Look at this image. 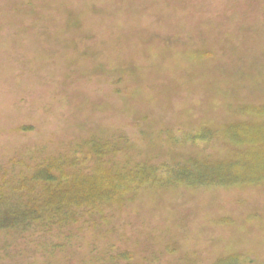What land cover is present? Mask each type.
Segmentation results:
<instances>
[{
	"label": "rangeland",
	"instance_id": "1",
	"mask_svg": "<svg viewBox=\"0 0 264 264\" xmlns=\"http://www.w3.org/2000/svg\"><path fill=\"white\" fill-rule=\"evenodd\" d=\"M191 158L240 182L133 181ZM16 209L0 264H264V0H0V215Z\"/></svg>",
	"mask_w": 264,
	"mask_h": 264
},
{
	"label": "trees",
	"instance_id": "2",
	"mask_svg": "<svg viewBox=\"0 0 264 264\" xmlns=\"http://www.w3.org/2000/svg\"><path fill=\"white\" fill-rule=\"evenodd\" d=\"M198 136H200L198 134ZM198 136H194L193 139H196ZM234 136V135H233ZM202 137V136H201ZM208 136H205V138ZM167 166V170L163 174V177H160V175L157 173V170L160 169L158 165L154 166H147L143 165L141 168H137L136 171L132 172L134 173L135 177L133 181H138L140 184L143 183H153L156 182L160 178L166 179V181L174 182V183H187L192 184L195 186L200 185H225V184H235L239 181V177L237 175L241 173V170L244 168H241L240 170L233 169V164H227L223 162H209L202 159L197 158H191L187 161L180 162V161H172L170 164H164ZM237 166H244L241 164V162H238L236 164ZM236 171H239V173L236 174ZM130 173V171H129ZM157 173V174H156ZM131 174H127L124 177L125 181H130ZM38 177L46 179L48 182L52 183L55 177L50 173L49 170H40L37 174ZM107 177V176H106ZM118 179L121 177L116 175ZM159 179V181H160ZM116 178L114 179V181ZM113 180L109 179V182L107 181V185L104 187V182H97L96 180L89 182L86 181L85 184H77L75 186V190L72 189L71 196L73 200H78L81 205L84 202V200H91L97 195L102 196H109V191L114 188ZM161 182V181H160ZM64 197L65 195H59V194H52L47 195L44 198V202L42 204L43 208L45 210H49V212H53V209H57V211L61 210L64 207ZM33 200L29 203L30 204ZM72 202V201H71ZM77 203V201L75 202ZM77 203V204H80ZM52 209H51V208ZM33 208V207H32ZM31 209V208H30ZM44 210V211H45ZM32 214V213H30ZM53 214V213H52ZM29 218L28 211H24L22 209L19 210H13V212H5V214L0 215V228L2 227H10L15 228V224L25 223L27 219ZM22 219V220H21ZM20 223V224H21Z\"/></svg>",
	"mask_w": 264,
	"mask_h": 264
}]
</instances>
